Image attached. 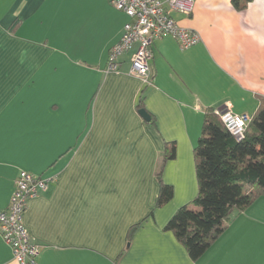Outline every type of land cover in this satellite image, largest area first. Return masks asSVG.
I'll list each match as a JSON object with an SVG mask.
<instances>
[{
    "label": "crops",
    "instance_id": "obj_1",
    "mask_svg": "<svg viewBox=\"0 0 264 264\" xmlns=\"http://www.w3.org/2000/svg\"><path fill=\"white\" fill-rule=\"evenodd\" d=\"M192 1L171 15L201 42L155 41L145 86L129 73L136 45L106 71L130 22L107 0H0V212L22 171L51 179L24 216L36 264H264V196L196 261L167 229L198 195L207 110L251 119L264 103V0ZM161 183L173 197L157 207ZM0 264H18L1 235Z\"/></svg>",
    "mask_w": 264,
    "mask_h": 264
},
{
    "label": "trees",
    "instance_id": "obj_2",
    "mask_svg": "<svg viewBox=\"0 0 264 264\" xmlns=\"http://www.w3.org/2000/svg\"><path fill=\"white\" fill-rule=\"evenodd\" d=\"M252 1L232 3L237 10H244ZM138 109H144L142 98ZM194 154L198 195L192 204L177 211L167 229L196 261L224 233L235 214L264 196V103L251 118L241 141L225 128L214 109L207 110ZM174 156L175 146L168 143L162 164ZM172 197V188L161 183L157 207Z\"/></svg>",
    "mask_w": 264,
    "mask_h": 264
},
{
    "label": "built area",
    "instance_id": "obj_3",
    "mask_svg": "<svg viewBox=\"0 0 264 264\" xmlns=\"http://www.w3.org/2000/svg\"><path fill=\"white\" fill-rule=\"evenodd\" d=\"M115 9L129 18L121 40L110 50L107 72L120 70V57L136 45L131 57L130 75L139 78L145 86L152 83L150 63L153 59V44L163 37L176 40L183 50L201 42L198 32L184 28L172 17L171 12L191 16L192 0H107ZM225 128L237 140L244 138L250 118L235 114L230 106L216 111ZM51 179L22 171L16 182L7 208L0 212V235L10 246L18 264H36L40 247L35 244L24 224L29 201L47 191Z\"/></svg>",
    "mask_w": 264,
    "mask_h": 264
},
{
    "label": "water",
    "instance_id": "obj_4",
    "mask_svg": "<svg viewBox=\"0 0 264 264\" xmlns=\"http://www.w3.org/2000/svg\"><path fill=\"white\" fill-rule=\"evenodd\" d=\"M139 113H140V115L142 116V118H143L144 120H146V121H150L151 116H150V114H149L145 109L140 110Z\"/></svg>",
    "mask_w": 264,
    "mask_h": 264
}]
</instances>
